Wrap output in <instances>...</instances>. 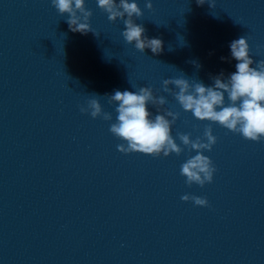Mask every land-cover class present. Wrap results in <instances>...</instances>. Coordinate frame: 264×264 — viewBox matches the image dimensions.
Here are the masks:
<instances>
[{
	"label": "water",
	"instance_id": "1",
	"mask_svg": "<svg viewBox=\"0 0 264 264\" xmlns=\"http://www.w3.org/2000/svg\"><path fill=\"white\" fill-rule=\"evenodd\" d=\"M137 2L135 22L163 41L159 54L126 43L123 21L96 0H86V35L70 31L51 0H0V264H240L260 228L264 141L212 124L217 143L204 154L214 180L189 186L186 148L168 157L118 150L107 94L150 86L180 113L174 136H202L209 122L184 112L163 80L208 85L235 71L229 44L241 36L264 59V0ZM92 98L113 121L81 111Z\"/></svg>",
	"mask_w": 264,
	"mask_h": 264
},
{
	"label": "clouds",
	"instance_id": "2",
	"mask_svg": "<svg viewBox=\"0 0 264 264\" xmlns=\"http://www.w3.org/2000/svg\"><path fill=\"white\" fill-rule=\"evenodd\" d=\"M51 3L60 15L67 14L70 31L84 35L94 32L90 24L92 12L86 8V0H51ZM96 3L110 21H123L122 36L126 43L141 53L146 49L153 54L163 51V41L146 35L145 27L135 22L144 15L137 0H96ZM197 3L203 5L206 0H197ZM145 7L153 9L151 0H146ZM229 49L230 59L236 61L235 71L225 75L222 70L210 75L211 84L185 76L163 80L164 92L170 93L184 112L191 113L201 122H209L203 135L195 139L191 133L173 135L180 113L165 107L168 103L166 97L156 95L152 87H139L134 91L117 89L107 94L116 113L109 130L122 141L117 145L118 150L126 154L137 152L168 157L173 153L180 155L186 148L189 155L180 167V174L189 186L203 187L213 182L217 171L212 159L204 154L217 143L212 124H219L247 140L264 141V59L257 61L253 58L244 36L232 40ZM226 59L221 57V60ZM197 67L202 65L197 64ZM81 111H90L93 118L102 116L106 121H113V115L104 112L96 98L90 99L87 108ZM181 199L191 200L197 206H209L206 197L186 194Z\"/></svg>",
	"mask_w": 264,
	"mask_h": 264
}]
</instances>
